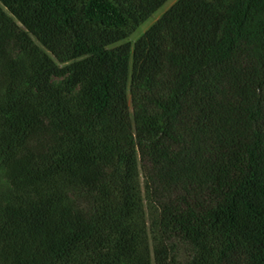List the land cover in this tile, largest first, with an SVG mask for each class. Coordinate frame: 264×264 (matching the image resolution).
<instances>
[{
    "label": "trees",
    "instance_id": "obj_1",
    "mask_svg": "<svg viewBox=\"0 0 264 264\" xmlns=\"http://www.w3.org/2000/svg\"><path fill=\"white\" fill-rule=\"evenodd\" d=\"M0 0V264H264V0Z\"/></svg>",
    "mask_w": 264,
    "mask_h": 264
},
{
    "label": "rangeland",
    "instance_id": "obj_2",
    "mask_svg": "<svg viewBox=\"0 0 264 264\" xmlns=\"http://www.w3.org/2000/svg\"><path fill=\"white\" fill-rule=\"evenodd\" d=\"M176 0H166L156 11H154L146 20L141 22L139 26L129 35L128 38L121 41H130L133 43L138 37H140L155 21L158 19L163 12L168 9Z\"/></svg>",
    "mask_w": 264,
    "mask_h": 264
}]
</instances>
